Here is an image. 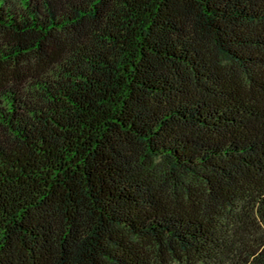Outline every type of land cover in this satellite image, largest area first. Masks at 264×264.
Listing matches in <instances>:
<instances>
[{"label": "trees", "instance_id": "1", "mask_svg": "<svg viewBox=\"0 0 264 264\" xmlns=\"http://www.w3.org/2000/svg\"><path fill=\"white\" fill-rule=\"evenodd\" d=\"M0 264H264V0H0Z\"/></svg>", "mask_w": 264, "mask_h": 264}]
</instances>
